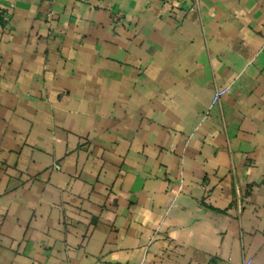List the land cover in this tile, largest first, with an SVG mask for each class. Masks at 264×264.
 Instances as JSON below:
<instances>
[{"label": "crops", "instance_id": "0c3cea01", "mask_svg": "<svg viewBox=\"0 0 264 264\" xmlns=\"http://www.w3.org/2000/svg\"><path fill=\"white\" fill-rule=\"evenodd\" d=\"M0 15V264H264V0Z\"/></svg>", "mask_w": 264, "mask_h": 264}, {"label": "built area", "instance_id": "2783aa9c", "mask_svg": "<svg viewBox=\"0 0 264 264\" xmlns=\"http://www.w3.org/2000/svg\"><path fill=\"white\" fill-rule=\"evenodd\" d=\"M53 12H48V19L51 20L53 18ZM228 92V87L217 88L214 92L213 96V104H217L223 98V96ZM242 264H253V260L251 258L244 259Z\"/></svg>", "mask_w": 264, "mask_h": 264}, {"label": "trees", "instance_id": "16d2710c", "mask_svg": "<svg viewBox=\"0 0 264 264\" xmlns=\"http://www.w3.org/2000/svg\"><path fill=\"white\" fill-rule=\"evenodd\" d=\"M4 24V21H3V18L2 16L0 15V25Z\"/></svg>", "mask_w": 264, "mask_h": 264}, {"label": "rangeland", "instance_id": "374dc122", "mask_svg": "<svg viewBox=\"0 0 264 264\" xmlns=\"http://www.w3.org/2000/svg\"><path fill=\"white\" fill-rule=\"evenodd\" d=\"M52 11V10H51ZM53 12V11H52ZM53 15H55V13L53 12ZM47 18H48V14H47ZM53 18H54V16H53ZM53 18L50 20V22H52L53 21Z\"/></svg>", "mask_w": 264, "mask_h": 264}]
</instances>
